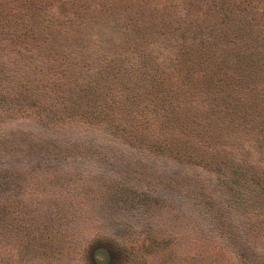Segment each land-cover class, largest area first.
Segmentation results:
<instances>
[{"label": "trees", "instance_id": "trees-1", "mask_svg": "<svg viewBox=\"0 0 264 264\" xmlns=\"http://www.w3.org/2000/svg\"><path fill=\"white\" fill-rule=\"evenodd\" d=\"M0 62L23 68L14 71L22 78L52 73L51 93L41 100L27 98L33 111L49 109L53 115L46 132L55 139L53 147L65 139L89 143L84 137L95 129V134L119 140L118 147L157 152L167 160L190 163V168L204 163L207 174L186 169L192 177L185 179L203 199L208 190L225 198L242 187V179L251 183L256 178L252 189L241 190L251 202L249 210L227 202L213 215L223 223H229L224 214L237 221V231L218 228V237L233 244L231 264H264V248H247L237 237L253 231L264 236V219L254 215L264 213V0H0ZM120 65L130 68L131 82L120 77ZM109 71L114 73V94L99 95L100 81L112 78ZM85 72L96 76L86 78L90 75ZM68 73L77 88L67 84ZM19 80L14 81L19 85ZM14 88L0 83V101L9 99L7 92ZM128 94L132 99L127 105V97L124 102L120 97ZM143 113L141 139L123 125ZM6 116L0 114V119ZM67 119L93 125H65L67 132L61 133L53 129ZM31 133L21 130L20 139ZM222 147L227 148L224 153H211ZM3 209L0 205V241L5 235L15 242L5 249L0 244V264H60L61 250L52 244V232L26 225L15 208L7 218ZM15 251L17 260L12 258ZM92 253L97 255L96 248ZM112 262L106 252L104 261L88 257L77 264Z\"/></svg>", "mask_w": 264, "mask_h": 264}, {"label": "rangeland", "instance_id": "rangeland-1", "mask_svg": "<svg viewBox=\"0 0 264 264\" xmlns=\"http://www.w3.org/2000/svg\"><path fill=\"white\" fill-rule=\"evenodd\" d=\"M2 67L5 70H1ZM15 70L21 72L23 68L2 66L0 62V83L16 88L7 92L9 99L0 101V114L8 116L0 119V205H4L5 217L15 208L21 219L25 217L26 225L33 224L39 232H52V236L49 235L52 244L61 250L56 260L60 264H77L88 257L104 261L106 252L113 261L110 264H231V254L235 252L233 244L222 235L225 230H221L223 238L218 237V228L228 226L237 231L238 224L228 220L226 214L224 218L229 223H223L213 215V210L214 213L217 209L222 211L228 206L227 202L239 206L241 211L249 210L251 202L241 190L246 186L252 189L256 178L251 183L250 179H242V187L234 188L235 193L226 194L225 198L219 197L215 190L214 193L208 190L207 199H203L197 195L198 188L185 179L192 177L186 174V169L207 174L209 167L204 163L198 166L200 169L190 168V163L167 160L157 152L145 153V149L133 146L118 147L119 140L109 134H95V129L88 138L84 137L89 143L79 144L75 139H68L66 143L65 139L63 144L53 147L51 142L55 139L46 133L51 123L48 118L53 115H49V109L42 111L36 107L33 111L27 98H46L51 93L49 87L54 84L53 75L43 72L22 78ZM108 73L112 78L100 81L99 95L114 94L111 87L114 73ZM83 74L90 75L86 78L96 76L95 72ZM119 75L131 82L133 74L130 68L120 65ZM1 76H5L4 81ZM17 78L19 85L14 81ZM64 78L67 84L73 85L74 75L68 73ZM38 80L41 85H37ZM66 92L69 94L68 89L64 94ZM130 94L120 97V101L124 102L127 97L125 104L128 105L132 99ZM142 115L143 118L135 117L133 123L123 127L136 135L140 133L139 138L144 139L145 113ZM137 119L139 126H134ZM42 120L43 123H38ZM89 121L96 123V120ZM56 123L53 129L59 128L60 133L67 132L62 129L65 125L83 129L93 125L69 119ZM21 130L34 133L20 139ZM35 132H39L40 137H33ZM57 146L61 149L55 148ZM226 149L222 147L211 153H224ZM207 153L203 155L208 160ZM210 162L212 172H216L214 161ZM203 186L204 190L206 186ZM256 214L255 217L264 219V213ZM237 237L247 248L255 251L264 248V236L259 237L256 231L240 233ZM10 242L15 239L1 237L3 248H9ZM95 248L96 256L92 253ZM16 253L14 260L18 259Z\"/></svg>", "mask_w": 264, "mask_h": 264}]
</instances>
